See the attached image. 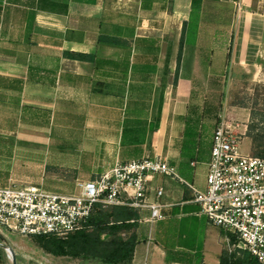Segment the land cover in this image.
Returning a JSON list of instances; mask_svg holds the SVG:
<instances>
[{
  "label": "crops",
  "instance_id": "1",
  "mask_svg": "<svg viewBox=\"0 0 264 264\" xmlns=\"http://www.w3.org/2000/svg\"><path fill=\"white\" fill-rule=\"evenodd\" d=\"M192 3L0 0V188L70 193L117 163L160 158L179 180L148 179L147 202L160 203L165 218L150 224V211H138L132 264H220L237 251L193 202V190L207 188L220 112L210 113L198 88V71L207 78L212 64L184 54L228 50L234 70H260L264 0H201L194 11ZM193 20L195 42H185L178 64Z\"/></svg>",
  "mask_w": 264,
  "mask_h": 264
},
{
  "label": "built area",
  "instance_id": "2",
  "mask_svg": "<svg viewBox=\"0 0 264 264\" xmlns=\"http://www.w3.org/2000/svg\"><path fill=\"white\" fill-rule=\"evenodd\" d=\"M241 125L219 116L208 165L207 188L193 190V202L210 224L236 238L233 251H245L264 264V159L243 154ZM179 180L175 168L160 158L117 163L94 180L75 182L70 193L35 185L0 188V231L31 238L66 237L84 227L97 205L148 209V222L165 218L162 205L148 203V179ZM163 190L156 191L161 198Z\"/></svg>",
  "mask_w": 264,
  "mask_h": 264
},
{
  "label": "rangeland",
  "instance_id": "3",
  "mask_svg": "<svg viewBox=\"0 0 264 264\" xmlns=\"http://www.w3.org/2000/svg\"><path fill=\"white\" fill-rule=\"evenodd\" d=\"M197 21L193 20L189 26L187 46L195 42V31ZM193 47L184 54V62H198L201 65L210 66L208 77L206 69L198 71L201 81V74L204 75V85L198 86L199 93L206 99L210 113L220 112V116L225 117L226 121L239 123L241 129H247L246 134H264V59L260 70L246 75L233 69L231 62V51L223 54L218 48L213 55L198 51L191 52ZM226 61L227 67L222 68ZM252 74L253 79L252 78ZM202 91V92H201ZM239 115V119L236 118ZM247 119V122H245ZM246 125L247 128L244 126ZM238 129L237 131H241ZM243 130V131H244ZM243 154L251 152L250 140L246 138L241 143ZM70 192V191H69ZM72 192V191H71ZM64 193V192H62ZM0 245L7 247L15 256L17 264H82L79 260L67 257H54L43 251L32 238H23L0 231ZM2 246L3 254L0 256V264H13L10 254Z\"/></svg>",
  "mask_w": 264,
  "mask_h": 264
},
{
  "label": "trees",
  "instance_id": "4",
  "mask_svg": "<svg viewBox=\"0 0 264 264\" xmlns=\"http://www.w3.org/2000/svg\"><path fill=\"white\" fill-rule=\"evenodd\" d=\"M201 0H193L192 10L198 9ZM197 21V20H195ZM192 21H189V26ZM198 26V21H197ZM183 26V35L179 44L178 64H180L183 48L187 38ZM99 43L120 45V41L109 37H99ZM80 58L92 59V56L82 55ZM247 136L252 140L254 156L264 159V134ZM138 211L128 206H113L103 208L95 207L84 227L66 237L52 235L31 237L34 242L46 253L54 257H67L79 260L82 264H132L135 247L138 243L135 230L138 226ZM236 243V238L231 236V244ZM224 254L220 264H259L247 252L240 251L237 256ZM3 254L0 248V256Z\"/></svg>",
  "mask_w": 264,
  "mask_h": 264
},
{
  "label": "water",
  "instance_id": "5",
  "mask_svg": "<svg viewBox=\"0 0 264 264\" xmlns=\"http://www.w3.org/2000/svg\"><path fill=\"white\" fill-rule=\"evenodd\" d=\"M0 246H2L3 247V245H0ZM5 250H7V252L10 254V258H11V260H12V263L13 264H17L16 263V259H15V256L12 254V251L9 249V248H7V247H3Z\"/></svg>",
  "mask_w": 264,
  "mask_h": 264
}]
</instances>
